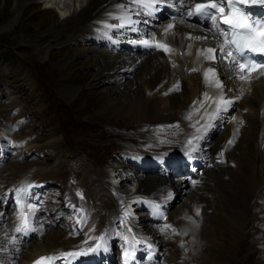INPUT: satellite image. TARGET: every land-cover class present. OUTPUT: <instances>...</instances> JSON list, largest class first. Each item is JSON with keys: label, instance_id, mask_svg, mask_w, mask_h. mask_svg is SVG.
<instances>
[{"label": "bare ground", "instance_id": "6f19581e", "mask_svg": "<svg viewBox=\"0 0 264 264\" xmlns=\"http://www.w3.org/2000/svg\"><path fill=\"white\" fill-rule=\"evenodd\" d=\"M31 1L38 2L41 5V9H52L49 6H52L53 9L56 8L57 11H59V15H57L59 21L55 26L49 27L44 34L32 39L20 37L18 43L37 46L39 60L46 62L49 61V59L46 56L44 58V52L42 51L43 47L49 50L51 47H58L69 41L79 42L80 40H84L87 43L85 46H88L87 50L89 49L90 57H97L95 60H98L96 68L99 74H105L104 77L112 78L115 84H124L126 80H130L125 84L126 86L115 85L111 89V94L108 98H111V101L114 103L111 108L113 116L122 119L124 116H127L129 119H134L136 122H145L154 119L164 111H188L196 107V109L201 110L204 114V117H198L200 123L203 125L211 118L213 112H216V109L214 110L212 107V97L207 102L205 99L201 101L200 97L196 99L195 93L197 87H199L200 74L195 75L193 84H191V82L189 84L187 81L183 80L182 87L179 84L171 85L170 81L174 79V74H178V68L173 67L168 58L164 56L159 49H140L136 45L121 42L115 43L124 47V50H122L124 52L108 51L98 49L94 46L95 42L100 46H102L103 42V37L99 36L97 29L92 24V21L98 18L97 15L99 14L96 12L101 7L106 9L108 7L111 13H118L125 16V8L117 12L119 10V5H124V7L129 10L135 9L134 13H140V21L143 22L149 17L151 11L156 14L162 7H165V9L176 8L179 5L177 0H167L166 4L156 3L151 8L142 7L143 9L138 7L137 3H131L130 0H58L57 2L53 0H5L4 4H6V6H4V8H9L11 17L6 24L1 26L0 31H8L23 6ZM148 1L150 2V0ZM41 2L44 3L41 4ZM185 2L188 1L185 0ZM51 18L56 19V15ZM60 21L63 24H60ZM170 24L173 25V27L165 32V29H167ZM162 28H164V33L160 34V38H165L168 33L170 37V40L168 39L169 42L171 41L181 49H186L188 53L183 55V59L187 61L189 65H195L201 68L204 67L207 63V58L204 57L202 51L213 40L210 34L202 30L193 29L190 25L178 19L162 20V15H160L156 31L161 32ZM196 37H201V39H196ZM53 65L57 69L58 74L65 69V63L63 61L55 62ZM122 68L123 70H121ZM219 68L222 69V67ZM17 73L23 75L25 80L30 83L28 76H26L27 74ZM135 73H137V75ZM138 75H143L144 78L140 79ZM225 76V74L223 76L219 75L218 78L223 79ZM185 77L188 78V80L191 79L190 75L185 74ZM232 77L234 78L231 80V87L233 88L230 93H234V95L237 96L235 104L240 106V110L246 109V111H243L246 122H241L239 126L240 132H237L236 125H232L226 131L218 134L221 135L222 141L229 133H232L233 141L232 143L227 141L224 143L221 142V146L224 145V163L227 162V165H219L222 174H219L215 168L210 171L205 182V193L200 195L194 190L196 192L194 196L193 191L189 193L187 190L182 189L186 188L183 183L177 186L172 183V178L168 176L153 174L156 179L146 180V177L153 178V176H150L151 173L141 176L137 174L136 182L138 183V190L143 189V192H147L143 194L155 198H165L167 195V198L163 199L159 204H153V208H155L156 211H167V217L176 224L178 231V235L172 237L174 239L164 235H158L153 240L151 245L155 252V257L152 259L154 264H193V262H197L198 256L201 255V253L205 254L208 258V254L210 255L209 251H212V249H215V246L221 243L214 232L208 231V226L212 225L214 221L221 225H225V230H227L226 232L229 238L231 237V239H233L235 232L238 230L240 231L243 218L246 217L249 200L254 199L256 196H260V198L264 197V168L262 175H258L256 171L257 163L264 159V143L261 144L258 141V134L260 132L262 134L261 141L264 142V75L258 77L255 81H244L235 77V75ZM122 78L125 80L123 83H120L119 81ZM214 86L216 91L219 92L221 90L218 84ZM203 87H205L204 84L200 85L199 88ZM209 90L210 87L207 88V91ZM75 93V89L69 88H64L60 91L61 97L66 102L72 101L75 97ZM193 100L194 102L188 105V103ZM108 101L110 102V100ZM220 105L221 108L226 106V104L223 103H220ZM106 111L108 110L106 109ZM177 120L179 122H184L179 112L177 114ZM218 121V118L214 120L213 127H215ZM176 129L177 126L174 124L173 126L169 125L165 128L155 129L152 132L154 134L159 133L170 139L171 142H174L179 139ZM0 130L7 131L6 126L0 124ZM14 136H22V134L15 133ZM23 141L24 139L22 138L18 139L19 144L23 143ZM218 142L219 140L216 139L215 143L217 144ZM50 145L53 147L52 151L55 153V161L59 160L49 169L50 171L53 168L54 174H47L58 179L63 177L62 169L65 168V161L61 157H57L58 152L56 150L59 147V140H51ZM186 145L187 142L185 143V147ZM38 146L40 145L30 141L27 144H23L20 149L24 152H30L33 148L36 150ZM185 147L183 149L175 148L168 155H148L144 157L143 165H145V168L142 171H145L146 167L150 164H171L177 160H184L190 164L191 168L192 160L188 158ZM163 156H167V158L162 160ZM13 164L14 163H10L9 166ZM262 165H260V167H262ZM21 170L8 172V179L11 181L17 178L11 185V188L15 193L20 195L25 201L24 205H26L30 183L21 176ZM83 171L84 184L89 191L91 199L97 203H101L104 209L103 211L106 213V223L99 234V237H104L103 240H100V245H102L112 232L113 222L107 213L113 211L116 205L105 187L104 182L101 181V174L89 165H87ZM38 175L41 177L37 179L41 181L46 173L40 171L34 174V176ZM257 175L259 180H261L260 186L259 184L256 185L257 181L255 177H257ZM186 179L189 184L192 182L193 176L191 170ZM123 181L125 180H122L119 185L123 188V191H126L128 185L122 183ZM254 183L255 188L253 189ZM218 187L222 189L221 192L218 191ZM236 189L239 192L237 204L231 202L230 199L227 198L228 194H230V198L234 197L232 191H235V194L237 191ZM17 190L22 191L17 192ZM216 193L217 196L215 197ZM66 194L67 192H64V196H66ZM176 196L182 201L181 205L171 210L170 207L176 199ZM68 199L70 200L69 197ZM166 200H168L167 204H165ZM184 203L185 205H183ZM257 206H261V204H257ZM188 207L191 208L190 212L187 211ZM197 211L199 214H197ZM220 215L223 217L221 221L218 220V218L221 217ZM115 217H117L116 214L113 215V218ZM139 221L142 225L141 222H159L163 221V219L161 215L155 216L148 214L140 218ZM95 223L96 218L93 216H87L80 221V224L85 227L93 226ZM144 225H146V223ZM6 227V216H4L0 208V252L8 249L6 256L0 255V264H16V260L18 264H27V261L34 259L42 253L46 254L57 247H68L69 244L72 247L79 246V250L87 253L81 255V257L83 259L89 258V263H95L93 260L96 255L95 250L88 251L89 248H87V244L84 243L79 236L74 238L69 237V239L66 240L64 233L56 229L49 234L35 236L34 239L28 243L22 244V246L19 244L10 246L6 244L8 243L7 233H9L10 227L8 230ZM31 228L32 227L28 228V233ZM19 233L21 234L22 232ZM148 233L150 234L151 232ZM151 235L154 234L152 233ZM127 236L129 237V235ZM147 240H152V238H147ZM183 244L189 246L187 251L190 255H187L186 251L182 249ZM160 245L162 246L161 250L159 249ZM171 245L175 246L174 253L177 257L176 261L172 259L173 249ZM91 248L96 249V246ZM161 253L162 256L159 258ZM210 259L212 262L215 261L214 264H221L219 261L212 258V255H210Z\"/></svg>", "mask_w": 264, "mask_h": 264}, {"label": "rangeland", "instance_id": "374dc122", "mask_svg": "<svg viewBox=\"0 0 264 264\" xmlns=\"http://www.w3.org/2000/svg\"><path fill=\"white\" fill-rule=\"evenodd\" d=\"M4 3L5 0H0V28L2 25L6 24L11 17L10 10L9 8H4V6H6V4ZM3 8L6 10H4ZM54 15H56V19L51 18ZM57 15H59V11H57L56 8L41 9V5L38 2L31 1L23 6L20 13L15 18L13 25L10 29H8V31H0V51H5L9 53L8 57L5 56L0 58V68L1 66H5V70L1 69L0 72L2 71L6 74L5 76L0 75V88L2 87L3 83L9 86V89L8 91H6V93H4L5 91L1 89L3 97H0V114L3 113L2 117L7 116L8 109L12 105V100L14 97H16L15 92H12V88L15 87V90L19 92L21 99L23 100L20 103L23 104L25 108H30L28 111L32 112V117L35 116L38 121L40 120L42 122V125H39L38 127L34 128L33 131L30 132L35 133V135L38 137L40 135H43L44 138L47 137L50 133H47L50 126L46 120L43 121L42 116H44V114L42 115L40 109L41 104L39 102L44 103L46 101L44 100L42 93L40 92L38 94V98H40L41 100L38 103H34L32 105L31 95L33 93L27 90V85L21 79L18 80L19 78H15V72L20 69L19 66L26 65L31 70L32 80H36L37 82V89L46 90V88L51 85L52 88H56L58 90L59 95L57 94V96H60L59 99L61 101H57L56 104L52 103V106H54V112L58 111V113H61L60 115H58V121L62 118L63 114H65L66 119L63 118L61 120V125L63 127L71 129L70 132L72 134H65L64 138L66 139V142L64 144L70 145L69 149L80 148V145L84 146V143L80 142L81 136H79V131L81 133H85V137L92 136V133L88 129L91 124L99 123L98 125L103 128V134L104 136H106L109 131H107L106 129L108 126L105 125L112 124L114 126H111V128H116L123 126L129 127L133 126L134 124L140 123L136 122L134 119H129L127 116H124L123 119L113 116L111 108L114 103L113 101H111V98H108L111 94V89L115 85H125L130 80H126L124 82L125 79L122 78L119 82H124V84H115V82L112 81V78H106L104 77L105 74H99V71L96 68L98 65V60H95L97 57H90L89 49L87 50L88 46H79L78 44H72L69 41L66 42V44H62L61 46L51 47L49 50L43 47L42 51L44 52V58L46 56L49 59V61L45 62L39 60L37 54V46L22 45L18 43V39L20 37L32 39L36 36L44 34L49 27L55 26L58 23L59 18L57 17ZM60 24L63 23L60 21ZM58 61H63L65 63V69L59 74L57 73L58 71L53 65L55 62ZM121 70H123V68ZM18 72L24 75L26 74L21 70ZM135 74L137 75V73ZM220 75L223 76L224 74L220 72ZM26 76H28V79L30 81V76L28 74ZM138 76L140 79L144 78L143 75ZM4 78H7L8 80L3 82ZM64 88L76 90L75 97L72 101L66 102L61 97L60 91ZM52 92L55 95L56 90L54 92L52 89ZM52 92L50 88H47L44 93L49 100H52ZM7 96H10V100H8ZM108 100H110V102ZM50 105L51 104H49L48 106ZM33 106L36 107L34 108ZM37 106H39L38 109ZM106 109L108 111H106ZM76 115L78 117L80 116L78 121L75 119ZM39 132H41L42 134H40ZM17 134L19 133L17 132ZM47 141V139L44 140V142ZM35 143L41 145L38 141H36ZM105 144L106 141L103 140L102 143L99 145V150H102L105 147ZM112 148V146H109L102 152V154L110 155ZM48 152L49 149L45 147L43 156L38 159H44V163L36 160L23 162L20 161V165H23L21 168L33 165L49 166L53 164L52 157L50 159H46L47 155L45 153ZM66 155L68 162L72 160L73 157L80 156H75L70 153H67ZM86 155L89 156V154ZM95 156L96 155H93L92 158H95ZM226 163H223L221 166H224ZM4 170L2 171V173L4 172ZM40 171L41 170L39 169L36 170V172ZM47 173L54 174L53 168L50 171L48 170ZM145 179L153 180L156 178H154L153 176V178L146 177ZM81 180V175L79 174L78 181L81 182ZM253 185L254 189L255 183ZM182 189H185L189 193H191V191L187 188ZM234 192L235 191H232V195H234V197L230 198V194H228L227 198H229L231 202L237 204L239 200V192L238 190L235 194ZM216 196L217 193L215 194V197ZM181 202L182 201L179 199V197L176 196V199L174 200L170 209L173 210L174 208L178 207L179 205H181ZM259 202L260 201L251 202V204L247 208L246 217L243 218V223L241 222L240 231L238 230L237 232H235L233 239H231V237L229 238V235L226 232L227 230H225V225H221L215 221L212 225H207L208 231L212 233L214 232V234L219 238V242H221L217 246H215V249L209 251L210 255H212V258L216 259L221 264H264L262 254L263 250L262 247H260V242L264 241V212L261 210V207H257V204H259ZM183 205H185V203ZM190 210L191 208L188 207L187 211L190 212ZM220 216L222 217V215ZM221 217L218 218L219 221L223 220V217ZM50 232L45 234H49ZM171 247L173 249L172 259L176 261L177 257L174 253L175 246L171 245ZM258 250L260 251V253L258 252ZM202 254L203 253L198 256L197 264H214L215 261H211L209 254L208 258L205 254H203L205 257L204 258Z\"/></svg>", "mask_w": 264, "mask_h": 264}, {"label": "snow or ice", "instance_id": "6c2138e0", "mask_svg": "<svg viewBox=\"0 0 264 264\" xmlns=\"http://www.w3.org/2000/svg\"><path fill=\"white\" fill-rule=\"evenodd\" d=\"M131 3H137L138 7H148L151 8L156 3L166 4L167 0H150V2L144 3L140 0H130ZM177 2L183 7L185 6V0H177ZM261 3L264 4V0H227L225 5V0H198L195 2L196 12L189 10L187 12L188 17H201L208 20L215 21L217 18V13H220L224 25H228L229 29L233 32V39L231 43L236 46L235 55L231 51L228 52L229 56H232L236 63H238L241 71L245 70L246 67L252 68H264V59L256 60L251 58V54L264 55V19H255L253 14L247 11L249 5ZM121 8L124 5H120ZM225 7L228 9L227 15H225ZM214 9L215 11H212ZM130 11L135 12V9H130ZM139 15L140 13H136ZM129 26L132 23H141V21H131L129 20ZM142 23H147L143 21ZM199 23L204 24V20H199ZM124 25L122 24L121 27ZM173 25H168V28L165 29L167 32L168 29H171ZM133 32H136L137 29L132 28ZM227 29H218L215 33L216 35H225ZM196 39H201V37H196ZM144 44H148L147 40L142 41ZM242 42V43H241ZM228 41H225L227 44ZM159 47V45H157ZM247 50V53L245 52ZM223 51V47L221 48ZM206 51L213 52L214 49H207ZM195 71V69H193ZM211 71V70H209ZM240 79H244V76H240ZM232 143V141H229ZM223 155V153H221ZM22 190H17L20 192ZM197 214L199 212L197 211ZM127 215V213H125ZM27 231L28 229L17 228V232ZM131 231V229H129ZM104 237H98V240H103ZM87 242V241H86ZM96 248H99L97 244ZM95 249L89 248L88 251H93ZM86 252L76 251V252H65L60 254V258L71 259L80 255H85ZM125 257L131 259L132 257L128 256L127 251L125 252ZM54 257H42L40 261H37L36 264H53Z\"/></svg>", "mask_w": 264, "mask_h": 264}]
</instances>
